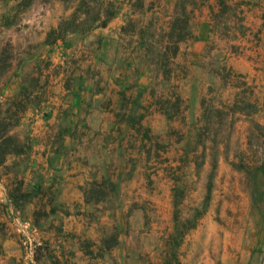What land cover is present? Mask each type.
I'll list each match as a JSON object with an SVG mask.
<instances>
[{
  "label": "rangeland",
  "instance_id": "rangeland-1",
  "mask_svg": "<svg viewBox=\"0 0 264 264\" xmlns=\"http://www.w3.org/2000/svg\"><path fill=\"white\" fill-rule=\"evenodd\" d=\"M105 1L107 25L49 44L80 0H0V264H164L176 212L197 222L178 264H264L240 169L264 165V0H189L169 73L140 43L177 0ZM103 179L119 192L87 203Z\"/></svg>",
  "mask_w": 264,
  "mask_h": 264
},
{
  "label": "trees",
  "instance_id": "trees-1",
  "mask_svg": "<svg viewBox=\"0 0 264 264\" xmlns=\"http://www.w3.org/2000/svg\"><path fill=\"white\" fill-rule=\"evenodd\" d=\"M31 0H25V6H29ZM189 0H177L173 11V17L170 22L169 31L165 34L167 40L164 46L160 44V41L142 42L140 45L148 53L155 51V64L164 66L165 69L169 65L168 59L175 58L179 51V44L191 37L190 32L191 20L194 14L193 10H188L187 4ZM116 8L112 3H107L105 0H80L79 5L73 12V14L62 20L61 23L54 29L50 30L47 35V43H57L59 40H64L69 34H86L92 29L99 28L107 25L115 16ZM145 31H141L142 37L153 38ZM171 53V56L169 55ZM161 59V60H160ZM170 71L166 69V73ZM138 86V84L136 83ZM176 107L180 109V98L175 101ZM205 102H203V107ZM211 112H209L210 114ZM222 113V111L215 112L214 114ZM169 117H173L172 114H168ZM240 169H245L246 174L252 179L253 183L257 184V187L252 192V199L255 205H264V165L262 166H240ZM261 185L262 188H261ZM119 192V185L111 180L103 179L101 181H93L85 190V199L87 203H100L104 201L111 193L116 194ZM211 189L209 188L206 206L210 201ZM179 200L176 196L175 207L178 209ZM200 213V212H199ZM261 216L264 218V210H261ZM196 221L181 222L179 213L175 214V228L171 236L172 247L174 250L169 254L164 264H174L175 261L178 264L179 259L177 256V249L180 247L187 232L193 229L196 225Z\"/></svg>",
  "mask_w": 264,
  "mask_h": 264
},
{
  "label": "crops",
  "instance_id": "crops-1",
  "mask_svg": "<svg viewBox=\"0 0 264 264\" xmlns=\"http://www.w3.org/2000/svg\"><path fill=\"white\" fill-rule=\"evenodd\" d=\"M9 253V255L10 256H12L13 257V255H14V252H8Z\"/></svg>",
  "mask_w": 264,
  "mask_h": 264
}]
</instances>
